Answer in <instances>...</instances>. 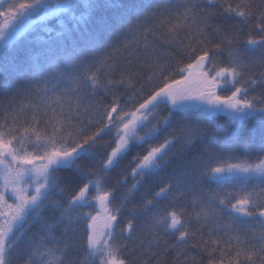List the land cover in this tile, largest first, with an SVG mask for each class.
<instances>
[{
	"label": "snow or ice",
	"instance_id": "6c2138e0",
	"mask_svg": "<svg viewBox=\"0 0 264 264\" xmlns=\"http://www.w3.org/2000/svg\"><path fill=\"white\" fill-rule=\"evenodd\" d=\"M0 17V264H79L78 243L85 264H264V202L220 192H264V0H29ZM38 22L47 39L8 49Z\"/></svg>",
	"mask_w": 264,
	"mask_h": 264
},
{
	"label": "trees",
	"instance_id": "16d2710c",
	"mask_svg": "<svg viewBox=\"0 0 264 264\" xmlns=\"http://www.w3.org/2000/svg\"><path fill=\"white\" fill-rule=\"evenodd\" d=\"M23 1H25V0H12V3H20V2H23ZM175 2L179 3V2H181V0H175ZM53 19H54L53 17H49V21H45L43 23H49ZM172 22L174 23L175 21L173 20ZM49 26H51L50 23H49ZM156 27H157V36L160 35V31L161 30H166V26L165 25H159L157 23ZM37 37H44L45 39H47V34L44 33L43 31H41V23L40 22H38L36 24H33L26 32H24L22 35L17 37V39L14 40L12 42V44L8 45V49H13V48H21V49H23L25 47L27 41H32L34 48L38 47V43H37V40H36ZM5 50L6 49L2 48L0 50V53H3ZM85 91L87 92L88 90L85 89ZM254 95H259V92L254 93ZM0 102H2V101H0ZM13 103H14V107L19 109V107L21 105H23V104L32 103V98L31 97H27V98H23L22 97L20 100L14 101ZM44 103H50V102L46 101ZM57 110H59V109H57ZM26 114L30 115V113H26ZM161 114L163 115L164 113H161ZM3 119H4L3 109L0 108V123L3 122ZM224 119H226V118L225 117H218L217 121L218 122H222ZM23 122H24V117L21 116L20 117V123H23ZM168 131H172V129H169ZM177 134L179 135V133H177ZM105 142H107V138H106ZM145 147H147V145H145ZM177 147L179 148V145ZM198 148H199V146H197V149ZM29 149H31V146H29ZM140 151H141L140 148L134 149L133 153L129 154V156L125 160H123L121 162V165L117 169H115L114 171H112L110 173V175L107 177V180H108L110 185L115 183V181L117 179H120L122 176L128 175V173L125 170L130 168L131 161H132V156L134 154L139 153ZM235 155L240 157V159L242 161H244V160L255 161V158H256V155H257V150L256 149H248V150H246L244 145L241 144V145H238L236 147ZM170 170L171 169H169V171ZM160 175L161 176H165L166 173H161ZM128 178H129V180H131V176H129ZM155 179L156 178L153 177L152 179L148 180L146 182V184H145V187L140 190L139 195H143L149 185H153L154 186L153 182H154ZM203 187H204V190L207 192V191H209V188H213L214 189L216 186L215 185H211V186L205 185ZM245 187L247 188L248 192L254 194V199L259 197L260 201L264 202V192L261 191L260 186L258 184H256L255 182H250L247 186H245L243 184H239V183H236V184H233V185H225V186H223L220 189V192L224 193V192H229V191H237V190H240V189L245 188ZM122 191H123V189H122ZM188 199H190V197L186 198V200L184 201V206H187ZM135 202L139 203V197L138 196L135 198ZM129 206H131V205H129ZM90 210L91 209H85V211H90ZM189 211H191V210H189ZM219 223H220V225L224 226V228L227 229V230H230L235 225L237 227L238 231H240V232H244V231H247L249 229H255L257 232L259 231V225L258 224L253 223V224H248V225H239L238 222L232 221L231 218H229V217H221L220 220H219ZM209 227H212L211 221L209 222ZM85 228H86V225H83V224H81L78 227V229H77V233H78L77 239L82 238L83 233L85 231ZM33 231H36V229L34 228ZM225 238H227V237H225ZM73 253H74V255H73V260L74 261H78L79 264H85V260H86V258L88 256V254H87V252L84 249L83 243L76 244V246L73 249ZM191 254L192 253H190V255ZM197 259L200 260L201 257L198 256ZM17 264H22V261H18ZM203 264H206V258H204Z\"/></svg>",
	"mask_w": 264,
	"mask_h": 264
},
{
	"label": "rangeland",
	"instance_id": "374dc122",
	"mask_svg": "<svg viewBox=\"0 0 264 264\" xmlns=\"http://www.w3.org/2000/svg\"><path fill=\"white\" fill-rule=\"evenodd\" d=\"M23 2H29V0L28 1L25 0ZM9 3H12V0H5V4L4 5H0V10H4V8H6ZM39 15H43V13L41 12V13H39ZM3 19H4L3 17H0V21H3ZM31 19L32 20H38V15H36V14L32 15ZM1 49L2 48H0V50Z\"/></svg>",
	"mask_w": 264,
	"mask_h": 264
}]
</instances>
